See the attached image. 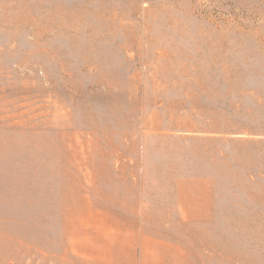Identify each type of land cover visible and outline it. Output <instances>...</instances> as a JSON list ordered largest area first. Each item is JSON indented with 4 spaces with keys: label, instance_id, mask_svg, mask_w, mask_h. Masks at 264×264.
Wrapping results in <instances>:
<instances>
[{
    "label": "rangeland",
    "instance_id": "374dc122",
    "mask_svg": "<svg viewBox=\"0 0 264 264\" xmlns=\"http://www.w3.org/2000/svg\"><path fill=\"white\" fill-rule=\"evenodd\" d=\"M0 264H264V0H0Z\"/></svg>",
    "mask_w": 264,
    "mask_h": 264
}]
</instances>
